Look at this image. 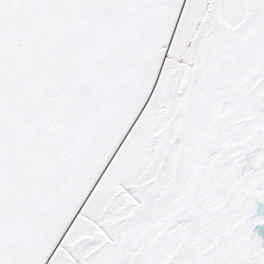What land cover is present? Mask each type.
I'll return each instance as SVG.
<instances>
[{"label": "snow or ice", "instance_id": "1", "mask_svg": "<svg viewBox=\"0 0 264 264\" xmlns=\"http://www.w3.org/2000/svg\"><path fill=\"white\" fill-rule=\"evenodd\" d=\"M0 264H264V0H0Z\"/></svg>", "mask_w": 264, "mask_h": 264}]
</instances>
